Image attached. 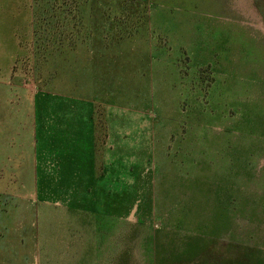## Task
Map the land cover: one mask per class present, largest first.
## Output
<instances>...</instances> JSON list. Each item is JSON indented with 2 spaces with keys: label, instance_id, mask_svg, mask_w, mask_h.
I'll use <instances>...</instances> for the list:
<instances>
[{
  "label": "rangeland",
  "instance_id": "374dc122",
  "mask_svg": "<svg viewBox=\"0 0 264 264\" xmlns=\"http://www.w3.org/2000/svg\"><path fill=\"white\" fill-rule=\"evenodd\" d=\"M22 2L0 5L15 13ZM32 6V29L20 34L22 53L9 65L16 82L39 100L60 94L127 107L129 116L150 120L148 138L146 131L136 138L143 173L154 168L153 214L148 218L149 206L141 205L132 217L128 206L125 252L115 254L119 237L112 236L106 264H264V0H32ZM10 38L9 29H0V39ZM38 127L40 149L46 139ZM22 185L16 181L9 193L27 195ZM5 199L3 193L0 210L13 214L0 219V249L7 240L27 250L23 236L30 241L38 224L54 236V206L46 222L35 224L29 215L20 220L30 205ZM31 244L22 253L26 264H55L37 252L38 238ZM9 251L0 264H17L8 262Z\"/></svg>",
  "mask_w": 264,
  "mask_h": 264
},
{
  "label": "crops",
  "instance_id": "0c3cea01",
  "mask_svg": "<svg viewBox=\"0 0 264 264\" xmlns=\"http://www.w3.org/2000/svg\"><path fill=\"white\" fill-rule=\"evenodd\" d=\"M1 9L0 5V29H9L11 38L0 39V60H5V67L0 63V80L3 79L0 83V196L5 193V200L10 204L30 205L29 211L19 214L20 220L29 215L35 224L46 222L47 209L55 207V214L50 216L55 221L54 236L41 230L37 223L38 228H32L30 241L27 235L23 236L27 250L21 241L6 240V247L13 254L8 262L26 264L28 255L24 257L22 253L30 251L32 238L36 237L37 252L45 260L53 258L55 264L110 263L112 236L119 237L115 254L126 249V241L122 248V236L126 240L128 206H133L132 217L141 205L149 206L148 218L153 214L150 173L154 168H147L144 175L145 154L136 138L145 131L148 138L149 117H142V113L132 116L134 112L129 116L131 111L127 107L98 101L64 100L60 94L54 101H47L45 97L36 99L32 90L16 82L9 67L22 53L20 34L32 29V0H23L15 13ZM38 126L42 137L48 140L43 141L40 149ZM128 135L132 137L130 140ZM150 139L153 147L154 137ZM129 155L140 159V164L129 166L124 160ZM19 180L21 187L28 189L27 195L9 193L12 184ZM40 190L43 198L39 196ZM33 196L38 199L31 200ZM35 205H40L41 212L36 209L33 213ZM0 213V219L7 221L12 212L5 207ZM10 236L22 237L21 234ZM6 247L0 249V255ZM19 248L21 253L16 252Z\"/></svg>",
  "mask_w": 264,
  "mask_h": 264
},
{
  "label": "bare ground",
  "instance_id": "6f19581e",
  "mask_svg": "<svg viewBox=\"0 0 264 264\" xmlns=\"http://www.w3.org/2000/svg\"><path fill=\"white\" fill-rule=\"evenodd\" d=\"M242 5V7H243V4H241Z\"/></svg>",
  "mask_w": 264,
  "mask_h": 264
}]
</instances>
